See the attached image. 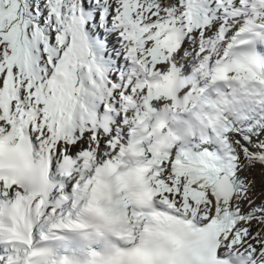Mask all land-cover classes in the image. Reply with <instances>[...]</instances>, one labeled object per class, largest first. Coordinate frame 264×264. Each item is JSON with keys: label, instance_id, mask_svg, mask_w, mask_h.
Returning a JSON list of instances; mask_svg holds the SVG:
<instances>
[{"label": "snow or ice", "instance_id": "obj_1", "mask_svg": "<svg viewBox=\"0 0 264 264\" xmlns=\"http://www.w3.org/2000/svg\"><path fill=\"white\" fill-rule=\"evenodd\" d=\"M0 264H264V0H0Z\"/></svg>", "mask_w": 264, "mask_h": 264}]
</instances>
